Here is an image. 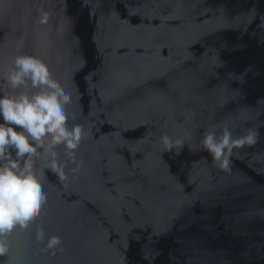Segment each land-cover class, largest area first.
Returning <instances> with one entry per match:
<instances>
[{"label":"water","instance_id":"obj_1","mask_svg":"<svg viewBox=\"0 0 264 264\" xmlns=\"http://www.w3.org/2000/svg\"><path fill=\"white\" fill-rule=\"evenodd\" d=\"M20 53L86 135L0 264H264V0H0V74ZM213 128L257 142L222 169Z\"/></svg>","mask_w":264,"mask_h":264},{"label":"clouds","instance_id":"obj_2","mask_svg":"<svg viewBox=\"0 0 264 264\" xmlns=\"http://www.w3.org/2000/svg\"><path fill=\"white\" fill-rule=\"evenodd\" d=\"M47 12L38 23L46 25ZM12 68L0 74L7 90L0 87V232L27 225L46 199L40 181L44 169L63 171L59 148L74 155L86 135L80 124L72 123L68 111L72 96L55 77L50 63L36 54L14 56ZM258 131L233 137L228 129L206 130L201 144L219 168L228 169L233 149L257 142ZM166 147L173 141L161 137ZM175 144L182 145L183 141ZM46 157L44 168L38 161Z\"/></svg>","mask_w":264,"mask_h":264}]
</instances>
